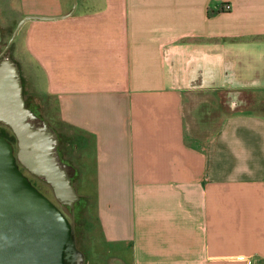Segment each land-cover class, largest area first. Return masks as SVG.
Returning <instances> with one entry per match:
<instances>
[{
    "label": "crops",
    "instance_id": "obj_1",
    "mask_svg": "<svg viewBox=\"0 0 264 264\" xmlns=\"http://www.w3.org/2000/svg\"><path fill=\"white\" fill-rule=\"evenodd\" d=\"M24 6L51 17L28 46L73 147H92L85 194L103 240L131 252L106 264H264V108L236 102L246 92L264 106V0ZM221 90L230 111L191 139L184 102Z\"/></svg>",
    "mask_w": 264,
    "mask_h": 264
},
{
    "label": "water",
    "instance_id": "obj_2",
    "mask_svg": "<svg viewBox=\"0 0 264 264\" xmlns=\"http://www.w3.org/2000/svg\"><path fill=\"white\" fill-rule=\"evenodd\" d=\"M42 18L51 17L20 18L8 44L25 21ZM22 90L16 62L0 58V123L16 139L14 149L0 135V264H84L70 220L19 167L48 184L57 203L72 207L79 199L71 182L75 169L59 157L56 132L25 105Z\"/></svg>",
    "mask_w": 264,
    "mask_h": 264
},
{
    "label": "rangeland",
    "instance_id": "obj_3",
    "mask_svg": "<svg viewBox=\"0 0 264 264\" xmlns=\"http://www.w3.org/2000/svg\"><path fill=\"white\" fill-rule=\"evenodd\" d=\"M25 0H0V30L2 40L0 51L8 44L12 31L18 20L25 14ZM32 8V7H28ZM34 8V7H33ZM30 9L33 14H42V8ZM29 10V9H28ZM39 12V13H37ZM34 23L36 26L29 32V25ZM42 20L30 19L20 29L14 39L7 45L3 57H9L18 65L22 81L23 97L29 103V107L34 110L37 116L51 124L57 130V136L61 140L59 144L60 155L64 162L73 165L76 169L72 178V184L79 195V203L75 206L59 204L53 197L50 187L45 183H39L43 188H48L50 197L60 207L74 227V234L77 247L85 254L84 264H106L110 258L113 260L123 259L129 263L131 252L122 247H114L104 242L97 219L96 200L88 194H95L96 190V165L92 147L86 153L79 148H74L73 130L61 122L58 116L57 102L52 96L45 93L44 83L42 82V67L36 58V54L28 46L27 38L35 37L38 26ZM32 51V52H31ZM224 90L216 94H202L188 99L184 102V119L186 122V134L191 138L202 139L216 128L220 119L230 111L229 104L235 102ZM235 95V94H234ZM243 97L239 95L236 102L247 106V99H252L259 107H263L261 96L244 92ZM242 97V98H241ZM256 99V101H254ZM239 106H237L238 108ZM262 109V108H259ZM50 125V126H51ZM65 162V163H66ZM44 193V192H42ZM46 195V193H44ZM48 196V195H47ZM119 250V251H115ZM120 258H113L114 256Z\"/></svg>",
    "mask_w": 264,
    "mask_h": 264
},
{
    "label": "flooded vegetation",
    "instance_id": "obj_4",
    "mask_svg": "<svg viewBox=\"0 0 264 264\" xmlns=\"http://www.w3.org/2000/svg\"><path fill=\"white\" fill-rule=\"evenodd\" d=\"M7 46V45H6ZM6 46H4L3 47V49L6 47ZM3 49H1V51L3 50ZM6 50V49H5ZM0 51V52H1ZM5 52V51H4ZM4 54V53H3ZM3 57V55H1L0 56V58H2ZM26 99V98H25ZM24 99V101H25V105L26 106H29L30 104L29 103H27V101ZM13 144V146H14V149H16V141L14 142V143H12ZM66 162V161H65ZM66 163H68V162H66ZM20 167V169L22 170V172L24 173V174H26L28 177H29V179L31 180V182H32V184H34L41 192H44V193H46V195H48V197H50V195H49V190H48V188H43L42 187V185L40 186L39 185V183L38 182H40L41 184L42 183H44L43 181H42V179H40V178H38V177H36V176H34L33 174H31L26 168H24L23 166H19ZM33 182H35V183H33ZM46 184V183H45ZM49 187V186H48ZM51 198V197H50ZM52 199V198H51ZM53 200V199H52ZM54 201V200H53ZM73 226V225H72ZM74 228V227H73Z\"/></svg>",
    "mask_w": 264,
    "mask_h": 264
},
{
    "label": "trees",
    "instance_id": "obj_5",
    "mask_svg": "<svg viewBox=\"0 0 264 264\" xmlns=\"http://www.w3.org/2000/svg\"><path fill=\"white\" fill-rule=\"evenodd\" d=\"M28 108H30L29 106H27ZM31 109V108H30ZM32 110V109H31ZM33 112H34V110H32ZM35 113V112H34ZM36 114V113H35ZM36 115H38V114H36ZM39 116V115H38ZM42 119H45V118H43L42 117ZM47 121V120H46ZM49 125H51L50 123H49ZM51 127L55 130V131H57L52 125H51ZM0 135L2 136V137H4L5 139H7L11 144L12 143H14L15 141H16V139H15V136H14V134L12 133V131L9 129V127H7V126H5V125H3V124H1L0 123ZM57 150H58V147H57ZM63 162H64V160L63 159H61ZM44 182V181H43ZM71 182H72V179H71ZM33 183H35V182H33ZM45 183V182H44ZM36 184V183H35ZM48 185V184H47ZM49 186V185H48ZM80 200V199H79ZM79 200H77V201H75L74 202V205L76 206L77 205V203H79ZM68 207H70V206H68Z\"/></svg>",
    "mask_w": 264,
    "mask_h": 264
},
{
    "label": "built area",
    "instance_id": "obj_6",
    "mask_svg": "<svg viewBox=\"0 0 264 264\" xmlns=\"http://www.w3.org/2000/svg\"><path fill=\"white\" fill-rule=\"evenodd\" d=\"M248 263H251V261H248Z\"/></svg>",
    "mask_w": 264,
    "mask_h": 264
}]
</instances>
